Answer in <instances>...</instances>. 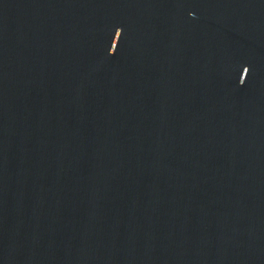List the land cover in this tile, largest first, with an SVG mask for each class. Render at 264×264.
<instances>
[{"label": "water", "instance_id": "obj_1", "mask_svg": "<svg viewBox=\"0 0 264 264\" xmlns=\"http://www.w3.org/2000/svg\"><path fill=\"white\" fill-rule=\"evenodd\" d=\"M0 264H264V0H0Z\"/></svg>", "mask_w": 264, "mask_h": 264}]
</instances>
